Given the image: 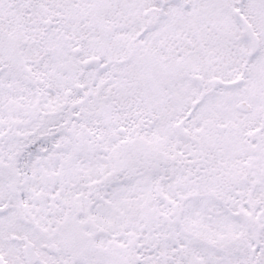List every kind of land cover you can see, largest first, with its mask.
<instances>
[{
	"label": "snow or ice",
	"instance_id": "1",
	"mask_svg": "<svg viewBox=\"0 0 264 264\" xmlns=\"http://www.w3.org/2000/svg\"><path fill=\"white\" fill-rule=\"evenodd\" d=\"M0 264H264V0H0Z\"/></svg>",
	"mask_w": 264,
	"mask_h": 264
}]
</instances>
